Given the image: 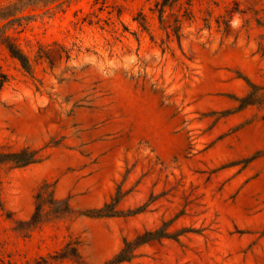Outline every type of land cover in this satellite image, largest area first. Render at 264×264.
I'll use <instances>...</instances> for the list:
<instances>
[{
    "label": "rangeland",
    "instance_id": "1",
    "mask_svg": "<svg viewBox=\"0 0 264 264\" xmlns=\"http://www.w3.org/2000/svg\"><path fill=\"white\" fill-rule=\"evenodd\" d=\"M13 1L0 152L36 161L0 164V264H104L166 222L119 264H264V106L232 98L243 76L264 86V0H34L1 18ZM116 192L122 214H98Z\"/></svg>",
    "mask_w": 264,
    "mask_h": 264
},
{
    "label": "trees",
    "instance_id": "2",
    "mask_svg": "<svg viewBox=\"0 0 264 264\" xmlns=\"http://www.w3.org/2000/svg\"><path fill=\"white\" fill-rule=\"evenodd\" d=\"M34 0H15L12 3L8 4L1 8L3 11V15L1 18L9 19L14 17L15 13L27 6H31ZM11 20V19H10ZM1 42L5 45L10 55L16 58L20 64L26 69H30L29 59L27 55L21 51V49L12 41V38L9 36H5L1 39ZM7 75L1 71L0 69V86L6 80ZM246 84L250 88V90L242 95V96H233V100L238 104L235 107V110L243 109L249 105H261L264 106V91H260L264 88V86L259 85L248 77L243 76ZM36 151L27 149H23L21 151L15 152H0V164L12 162L17 165H26L36 161L35 158ZM120 200V194L116 192V194L111 198L110 202L104 203V205L98 209V213L103 216H117L121 215V211L116 208ZM2 208V201L0 199V209ZM139 209H136L131 212H137ZM168 222L164 223V225L155 230H144L141 233H138L132 240L124 239V246L115 253L110 259H108L104 264H119L123 261H127L132 257V251L141 244H144L153 239H159L162 237H170L169 233L165 231V226Z\"/></svg>",
    "mask_w": 264,
    "mask_h": 264
}]
</instances>
